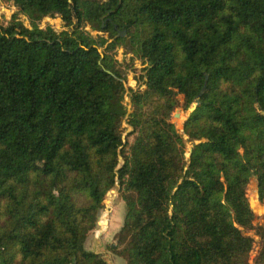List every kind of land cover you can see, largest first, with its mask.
I'll return each mask as SVG.
<instances>
[{
	"label": "trees",
	"instance_id": "trees-1",
	"mask_svg": "<svg viewBox=\"0 0 264 264\" xmlns=\"http://www.w3.org/2000/svg\"><path fill=\"white\" fill-rule=\"evenodd\" d=\"M5 1L30 25L0 21V264H108L84 240L115 179L107 248L126 264H248L250 230L264 264L246 193L255 176L264 198V0ZM55 12L62 29L39 25ZM118 45L142 88L125 89ZM204 82L182 133L177 94L187 109Z\"/></svg>",
	"mask_w": 264,
	"mask_h": 264
},
{
	"label": "rangeland",
	"instance_id": "rangeland-1",
	"mask_svg": "<svg viewBox=\"0 0 264 264\" xmlns=\"http://www.w3.org/2000/svg\"><path fill=\"white\" fill-rule=\"evenodd\" d=\"M13 13L16 14L17 18L19 20H22L25 25H30L29 18L23 12L19 11L17 5H13L12 3L5 1V0H0V21L2 23H6V21L12 17ZM38 22L42 26L49 24L56 30H60L64 27L63 20L57 12H55V14L53 15H47L41 18L40 20H38ZM76 23H77V20H75L74 24ZM81 30L89 31L93 36H97V35H103L105 37L109 36L108 35L109 33L107 31L93 29L90 26V24H85L81 28ZM132 54L133 52L126 51L125 48L120 45L116 46L115 49L113 50V55L116 58L118 65L123 70V74H124L123 83L127 91L129 87L137 88L140 85V87L142 88L144 86L140 84V80L138 79L140 74L143 72L142 70L143 64L137 58V56L134 57L132 56ZM127 91H125L122 101L126 105L128 112H130L132 110V107H131V102H130V98L128 96ZM177 98L180 103L178 106H176L175 108L171 110L169 114V120L175 124V126L178 128L180 132L184 133L183 132V121L185 120L189 111H188V108L185 109L182 106L183 94L178 93ZM177 112H179L178 115H177ZM131 129H132V126L128 122V115H126L120 125L121 139L124 143L126 142L128 143L125 148H127L133 140V135L129 134ZM187 155H188V149L185 151V156ZM122 162H123V156L119 154L118 166ZM255 184H256L255 176H251L248 182V185H247V189H246L247 196L253 193V188ZM112 188L115 190V192L114 191L111 192L108 198H107L108 192L105 194L104 196L105 198L103 200L104 205L100 211V214L97 220L98 222L95 228L89 232V234L84 240V247L87 249L97 251V246L100 242L99 246L102 245L100 247V251L101 252L104 251V248L105 247L107 248L106 241H107L108 235L111 233V231H113V234H115L120 228L121 224H123L126 208H125V202L120 195V182L118 179H115V182ZM263 207H264V198L262 200L260 199V202L257 204V209L254 212L255 217L253 219V223L255 225L264 223ZM104 228H106L105 234L102 238H99ZM246 233L254 237V243H253L252 249L250 250L249 258H248V264H253V259L259 249V236L256 233H254L253 230L247 231ZM112 264H115V263H112ZM119 264H122V263H119Z\"/></svg>",
	"mask_w": 264,
	"mask_h": 264
},
{
	"label": "water",
	"instance_id": "water-1",
	"mask_svg": "<svg viewBox=\"0 0 264 264\" xmlns=\"http://www.w3.org/2000/svg\"><path fill=\"white\" fill-rule=\"evenodd\" d=\"M125 31L121 30L120 34H124ZM207 79V75L205 76V81ZM205 85L206 82H204L203 86L201 87L200 91L198 92V94L195 97V100L188 106V111L191 112L192 110H194V108L196 107V105L200 102V95L203 93L204 89H205ZM179 114V112H177V115ZM190 152V148H188V153ZM260 202V197H259V191H258V184L256 182L254 188H253V193L251 195L248 196V203L250 205V208L252 209L253 212H255V210L257 209V204ZM264 209V207H263Z\"/></svg>",
	"mask_w": 264,
	"mask_h": 264
},
{
	"label": "crops",
	"instance_id": "crops-1",
	"mask_svg": "<svg viewBox=\"0 0 264 264\" xmlns=\"http://www.w3.org/2000/svg\"><path fill=\"white\" fill-rule=\"evenodd\" d=\"M105 229L106 228H104V230H102V234L99 236V238H102L104 236ZM113 237H114V234H113V231H111V233L108 235L106 243H108L111 240H113ZM99 244H100V242H99ZM99 244H98V246H99ZM98 246H97V251L101 252L100 251V247L102 245H100L99 247ZM101 253L106 257L108 264H112V263H115V264L116 263H118V264L119 263L126 264L124 258L121 255L112 252L111 250L107 249L106 247L104 248V251H102Z\"/></svg>",
	"mask_w": 264,
	"mask_h": 264
},
{
	"label": "built area",
	"instance_id": "built-area-1",
	"mask_svg": "<svg viewBox=\"0 0 264 264\" xmlns=\"http://www.w3.org/2000/svg\"><path fill=\"white\" fill-rule=\"evenodd\" d=\"M40 25V24H39ZM40 26H42V25H40Z\"/></svg>",
	"mask_w": 264,
	"mask_h": 264
}]
</instances>
